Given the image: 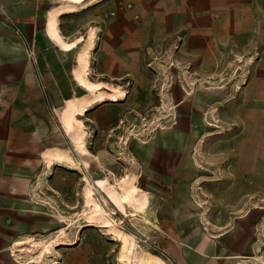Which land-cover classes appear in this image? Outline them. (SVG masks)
<instances>
[{
	"label": "rangeland",
	"instance_id": "374dc122",
	"mask_svg": "<svg viewBox=\"0 0 264 264\" xmlns=\"http://www.w3.org/2000/svg\"><path fill=\"white\" fill-rule=\"evenodd\" d=\"M91 1L67 0L50 13L49 35L61 48L76 43L67 42L61 34L60 16ZM101 3H106L107 14L128 11L127 4H134L126 0ZM44 15L43 11L42 20ZM77 21L67 20L65 25L75 27ZM94 37L90 31L74 71L87 93L67 99L60 114L78 159L67 148L43 152L46 174L52 175L55 190L35 194L40 202L35 218L45 225L32 228L33 246L27 262L178 264L171 255L172 244L177 245L171 236L191 234V245L202 252L212 244L218 255L234 256L235 264H253V229L264 218V180L236 178L230 134L219 109L210 110L211 99L205 93L222 86L236 88L237 71L242 68H219L217 76L208 81L198 76L203 70L197 66L195 83L190 84L185 77L188 68L176 65L174 52H147L144 66L155 61L144 68L151 80L149 87L143 84L140 93L136 83L131 96L122 99L124 91L105 90L101 82L89 77L90 58L96 62L90 55ZM49 43L41 35L38 46H25L40 64L34 92L15 77L0 76V118L1 110L13 104L29 103L36 108V113L27 116L28 131L40 128L36 130L40 138L20 146L29 170L39 168L32 150L40 139L52 146L70 145L60 127L59 113L65 103L60 95L72 88L73 57ZM3 54L7 52L0 51V62ZM45 85L55 87L52 95L56 98L44 92ZM54 160L62 163L54 165ZM48 181L46 178L45 186ZM124 191L129 197L120 198ZM263 246L260 243L261 251Z\"/></svg>",
	"mask_w": 264,
	"mask_h": 264
},
{
	"label": "crops",
	"instance_id": "0c3cea01",
	"mask_svg": "<svg viewBox=\"0 0 264 264\" xmlns=\"http://www.w3.org/2000/svg\"><path fill=\"white\" fill-rule=\"evenodd\" d=\"M102 1L92 0L81 8L83 10L60 16L61 34L67 42L76 43L69 49H63L49 35L48 18L54 9L66 4L67 0H0V51L7 52L1 55L0 76L15 77L17 82L27 83V88L34 92L40 64L27 53L25 46H38L41 35H45L50 46L70 53L73 57L69 73L72 88L68 93L60 95L65 99L59 113L60 123V114L66 100L87 93L76 80L74 71L78 66V53L90 31L95 36L90 55L95 56L93 60L96 62L94 64L90 58L89 77L94 82H101L105 90L118 88L124 91L122 99L131 96L136 83L140 84V93H143V84L149 87L151 80L144 68L153 65L155 61L146 62L144 66L147 52H174L177 56L176 65L188 68L185 77L190 84L195 83L197 66L203 70L198 76L208 81L217 76L219 68L221 70L233 65L241 67L242 71H237L239 79L236 88L229 90L222 86L218 90H205V93L211 99L210 110L215 107L219 109L220 120L230 134L229 141L234 153L233 168L238 173L236 178L262 182L264 0H126L134 2V8L114 16L106 13L107 5ZM43 11L45 15L42 20ZM136 14L138 18H135ZM72 19L78 20L75 27L65 25L67 20ZM80 89L84 92L78 94ZM55 91V87L45 85L44 92L49 97L56 98L57 95H52ZM190 93L188 91L187 97L191 96ZM34 113L36 108L29 103L26 106L13 104L1 110L0 264H29L27 261L34 239L32 228L45 225L37 223L35 218V211L39 208L37 205L40 204L35 194L39 190L45 193V189H55L51 186L52 175L46 174L43 152L48 148L62 147L70 149L72 153L76 152L73 155L77 159L79 155L60 123L61 129L70 139V145L52 146L40 139L32 150L40 169L29 170L23 164L26 158L22 157L24 155L20 146L30 139L40 138L37 134L40 128L28 131L27 116ZM15 155L18 156L12 160ZM54 163L62 162L54 160ZM46 178L49 180L47 186ZM49 191L46 193L50 194ZM41 203L45 209L46 204ZM261 227H264V218L258 219L253 229V264H261L264 258V246L260 250V243L264 242V230ZM171 239L172 243L177 244H172L170 249L178 264L237 262L234 256L218 255L212 244L202 252L191 245V234L182 237L172 235ZM255 260L257 263H254Z\"/></svg>",
	"mask_w": 264,
	"mask_h": 264
},
{
	"label": "bare ground",
	"instance_id": "6f19581e",
	"mask_svg": "<svg viewBox=\"0 0 264 264\" xmlns=\"http://www.w3.org/2000/svg\"><path fill=\"white\" fill-rule=\"evenodd\" d=\"M109 60V59H108ZM75 130V129H74ZM77 139V138H76ZM81 165V164H80ZM82 168V167H81ZM83 169V168H82ZM85 170V169H84ZM87 172V171H86ZM252 177H255V176H252ZM88 183H89V181H88ZM87 183V184H88ZM129 193H127V191H124L122 194H121V196H120V198L121 197H123V198H127V197H129ZM174 247V246H173ZM126 248H127V251L129 250V248H128V244L126 245ZM125 248V249H126ZM130 251V250H129ZM184 262H185V260H184ZM155 264H159V263H155Z\"/></svg>",
	"mask_w": 264,
	"mask_h": 264
},
{
	"label": "built area",
	"instance_id": "2783aa9c",
	"mask_svg": "<svg viewBox=\"0 0 264 264\" xmlns=\"http://www.w3.org/2000/svg\"><path fill=\"white\" fill-rule=\"evenodd\" d=\"M133 8H134V5H133L132 3H128V4H127V9L131 10V9H133ZM109 15L114 16L115 13H114V12H111ZM138 17H139L138 14H136V15H135V18H138Z\"/></svg>",
	"mask_w": 264,
	"mask_h": 264
}]
</instances>
